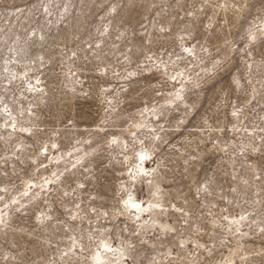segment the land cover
I'll use <instances>...</instances> for the list:
<instances>
[{"label": "rangeland", "instance_id": "rangeland-1", "mask_svg": "<svg viewBox=\"0 0 264 264\" xmlns=\"http://www.w3.org/2000/svg\"><path fill=\"white\" fill-rule=\"evenodd\" d=\"M0 264H264V0H0Z\"/></svg>", "mask_w": 264, "mask_h": 264}, {"label": "bare ground", "instance_id": "bare-ground-1", "mask_svg": "<svg viewBox=\"0 0 264 264\" xmlns=\"http://www.w3.org/2000/svg\"><path fill=\"white\" fill-rule=\"evenodd\" d=\"M138 204H139V203H138ZM132 207H133V206H132ZM135 207H136V206H135ZM139 207H140V205H139ZM139 207H138V208H139ZM136 209H137V207H136Z\"/></svg>", "mask_w": 264, "mask_h": 264}]
</instances>
